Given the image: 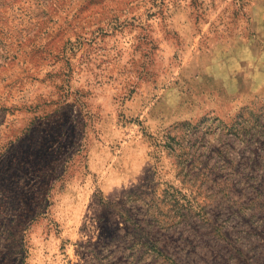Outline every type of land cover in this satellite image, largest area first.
<instances>
[{"label":"rangeland","instance_id":"374dc122","mask_svg":"<svg viewBox=\"0 0 264 264\" xmlns=\"http://www.w3.org/2000/svg\"><path fill=\"white\" fill-rule=\"evenodd\" d=\"M0 264H264V0H0Z\"/></svg>","mask_w":264,"mask_h":264}]
</instances>
